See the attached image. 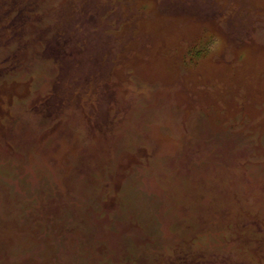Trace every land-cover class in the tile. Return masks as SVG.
<instances>
[{
	"label": "rangeland",
	"instance_id": "374dc122",
	"mask_svg": "<svg viewBox=\"0 0 264 264\" xmlns=\"http://www.w3.org/2000/svg\"><path fill=\"white\" fill-rule=\"evenodd\" d=\"M0 264H264V0H0Z\"/></svg>",
	"mask_w": 264,
	"mask_h": 264
}]
</instances>
